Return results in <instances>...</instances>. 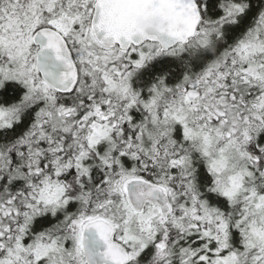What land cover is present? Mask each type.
<instances>
[{
	"label": "snow or ice",
	"instance_id": "obj_1",
	"mask_svg": "<svg viewBox=\"0 0 264 264\" xmlns=\"http://www.w3.org/2000/svg\"><path fill=\"white\" fill-rule=\"evenodd\" d=\"M0 264H264V0H0Z\"/></svg>",
	"mask_w": 264,
	"mask_h": 264
}]
</instances>
